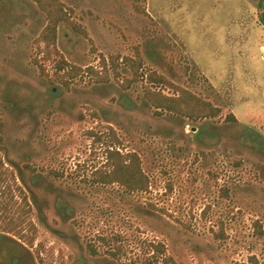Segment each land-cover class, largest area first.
Here are the masks:
<instances>
[{
    "label": "rangeland",
    "instance_id": "1",
    "mask_svg": "<svg viewBox=\"0 0 264 264\" xmlns=\"http://www.w3.org/2000/svg\"><path fill=\"white\" fill-rule=\"evenodd\" d=\"M60 1L78 29L60 23L47 60L44 12L0 0V264H264V0ZM61 58L81 72L59 78ZM176 88L217 116L145 97ZM110 147L147 190L92 182Z\"/></svg>",
    "mask_w": 264,
    "mask_h": 264
},
{
    "label": "trees",
    "instance_id": "2",
    "mask_svg": "<svg viewBox=\"0 0 264 264\" xmlns=\"http://www.w3.org/2000/svg\"><path fill=\"white\" fill-rule=\"evenodd\" d=\"M41 11L46 15V24L43 27L39 37L37 38L38 43L43 44V55L45 59H51L52 55H58V50L56 47L57 29L60 23L66 22L71 25V27L77 30V26L71 21L70 15L63 2L60 0H33ZM259 7L261 12H258L260 21L264 24V5L263 1L259 2ZM140 60V58H138ZM136 61L134 58L124 57L123 61L128 65L133 71L134 77L138 75L139 68L141 67V61ZM102 63L105 64V59L102 58ZM58 70L63 71V76L56 75L59 78H66V76H76L81 72L79 67L68 68V63L61 58L57 60ZM115 61H112L113 69L116 73ZM87 71L92 73L95 72L93 68H88ZM98 75L97 72H95ZM105 75L99 76L102 81L105 79ZM151 84L156 85H169L175 87L166 78L157 74H149L147 76ZM134 79V78H133ZM133 80H129V83ZM179 93L177 97H169L163 95L161 92L151 91L150 89L145 91V97L151 103V105L161 111H167L170 113L178 114L189 119H199V118H214L218 114V109L214 107L210 102L204 101L191 94L190 92L184 90L183 88H176ZM161 112H156L160 114ZM229 120H233V115L227 117ZM112 143H119L114 133L112 136ZM106 167L104 170L96 171V178L93 179L94 183H116L125 187L128 191H145L148 189L149 180L147 175L142 171L140 158L136 152L121 153L116 148H108L106 150ZM86 181V180H84ZM12 223V222H11ZM8 224V223H7ZM8 228H3L7 231H15L16 226H7ZM18 235L19 233L16 232ZM160 252H164L163 246L157 247ZM95 253V251L93 250ZM114 254V253H113ZM174 264L172 258H162L160 262L155 259L154 264Z\"/></svg>",
    "mask_w": 264,
    "mask_h": 264
},
{
    "label": "flooded vegetation",
    "instance_id": "3",
    "mask_svg": "<svg viewBox=\"0 0 264 264\" xmlns=\"http://www.w3.org/2000/svg\"><path fill=\"white\" fill-rule=\"evenodd\" d=\"M3 233H5L6 235H10L11 234L10 231H6V232L3 231ZM5 234H3V235H5Z\"/></svg>",
    "mask_w": 264,
    "mask_h": 264
}]
</instances>
